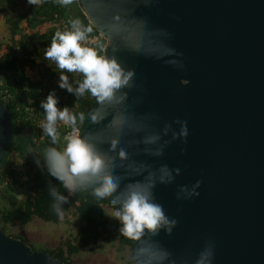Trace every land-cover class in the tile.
Wrapping results in <instances>:
<instances>
[{
  "label": "water",
  "instance_id": "water-1",
  "mask_svg": "<svg viewBox=\"0 0 264 264\" xmlns=\"http://www.w3.org/2000/svg\"><path fill=\"white\" fill-rule=\"evenodd\" d=\"M77 4L105 40L102 55L132 74L125 98L111 106L96 101L85 116L96 113L98 123L85 120L80 135L96 138L101 151L112 140L127 150L129 159L114 169L121 189L164 165L180 169L173 182L157 180L152 189L175 227L133 239L131 261L147 264L166 251L163 264H195L211 241L213 264H264V0ZM176 119L187 122L186 142L169 134L161 141L167 142L163 155L146 151L144 137ZM10 128L0 101V164ZM197 180L199 195L184 198L181 186ZM0 264L64 263L0 229Z\"/></svg>",
  "mask_w": 264,
  "mask_h": 264
},
{
  "label": "trees",
  "instance_id": "trees-1",
  "mask_svg": "<svg viewBox=\"0 0 264 264\" xmlns=\"http://www.w3.org/2000/svg\"><path fill=\"white\" fill-rule=\"evenodd\" d=\"M6 1L0 0V13L4 14L9 26L11 41L4 47L0 45V101L11 128L9 145L0 164V229L5 233L7 225L26 224L33 217L57 222L62 220L64 214H70L76 218V234L57 248L47 250L51 256L64 264H72V255L80 249L117 238L120 249L129 251V260L125 264H135L131 261L134 240L120 232L118 221L113 232L108 227L109 218L103 206L111 205L109 201L98 200L83 188L70 193L43 167L42 158L46 150L49 147L63 150L64 136L73 126L58 121L59 143L54 145L40 128L41 123L46 122L45 113L40 106L41 100L54 89L59 99L58 107L68 106L77 117L81 113L86 115L96 102L91 94L86 93L83 97L76 98L60 88V70L54 62L45 60L44 52L57 31L70 29L73 19H80L85 26L91 24L84 17L77 0H72L69 5H63L59 0H42L36 6L29 4L27 0H15L22 3L23 12H15L11 16L5 14L1 7ZM22 23L25 26L22 27ZM43 26L46 27L42 31L38 30ZM21 29L31 33L16 39L22 32ZM92 29L87 46L96 48L102 55L105 40L99 37L93 27ZM66 74L73 81L83 79L80 73ZM80 125L78 119L75 126ZM38 154L41 156L40 167L35 163ZM52 185L68 198L62 205V214H57L53 209L55 201L49 192ZM31 248L33 252L39 251Z\"/></svg>",
  "mask_w": 264,
  "mask_h": 264
},
{
  "label": "clouds",
  "instance_id": "clouds-1",
  "mask_svg": "<svg viewBox=\"0 0 264 264\" xmlns=\"http://www.w3.org/2000/svg\"><path fill=\"white\" fill-rule=\"evenodd\" d=\"M33 6L39 5L42 0H27ZM63 5H69L72 0H59ZM93 31L91 26H85L80 19H73L70 29L57 31L50 45L44 52L45 60L55 63L60 71L58 86L73 94L76 98L83 97L86 93L95 97L98 105L111 106L120 103L125 97L122 90L128 86L132 74L125 72L114 58L107 54L100 55L96 48L87 46L89 34ZM176 57L181 56L174 49L169 50ZM177 68H182L183 63L179 59L169 61ZM51 66V65H50ZM66 73H80L82 80L73 81ZM59 99L55 90H50L46 98L41 100L40 106L45 113V121L41 123L42 132L46 133L52 143H59L57 122L75 127L77 120L81 124L88 120L93 124L98 123L96 113L87 117L81 113L79 117L68 106L58 107ZM176 125L177 127H173ZM171 134V140L186 142L188 136L187 122L176 119L171 124H166L159 133H151L144 137V144L150 146V151L155 156L163 155L167 142L161 143L164 136ZM129 159V153L124 147H118L115 140L109 142L106 151L97 147L96 138L79 131L67 138L63 150L57 147H49L44 156L43 167L47 173L60 181L70 192L88 186L98 200H111L116 205L112 213L120 224V232L131 239L139 240L146 230L156 233L163 229L171 232L176 225L174 218H169L162 205L154 200L152 189L157 180L160 183H171L180 169H170L166 165L159 169V174L149 173L144 182L129 183L121 189V177L114 169L122 166ZM35 163L41 166V156L38 154ZM201 181H195L190 187L182 185L180 194L184 198L199 195ZM50 195L54 198L53 209L57 214H62V205L67 202V196L60 193L52 185L49 188ZM166 251H160L154 255L147 264H163L167 258ZM214 244L206 242L199 253L195 264H213Z\"/></svg>",
  "mask_w": 264,
  "mask_h": 264
},
{
  "label": "rangeland",
  "instance_id": "rangeland-1",
  "mask_svg": "<svg viewBox=\"0 0 264 264\" xmlns=\"http://www.w3.org/2000/svg\"><path fill=\"white\" fill-rule=\"evenodd\" d=\"M15 2V0H7L1 4V7L5 10L4 13L8 14V16L13 15L15 12L18 14L23 12L22 3L20 1ZM23 26H25L24 23H22ZM46 26L40 27L38 30L42 31ZM30 33L31 31L24 29L15 38L18 39L20 36H26ZM10 41L9 26L5 21L4 14L0 13V45L4 47ZM19 197L21 198L22 196L19 195ZM103 207L109 218L108 227L113 232L117 221L112 218V213L116 209L109 204H104ZM75 222L76 218L70 214H64L62 220L60 219L57 222L44 221L38 217H33L26 224L7 225L5 234L14 236L37 250L50 251L60 246L64 241L74 237L76 234ZM128 257L129 251L120 249L116 238L111 241H100L97 245H93L90 248L80 249L72 255L71 261L72 264H125L126 260H129Z\"/></svg>",
  "mask_w": 264,
  "mask_h": 264
},
{
  "label": "built area",
  "instance_id": "built-area-1",
  "mask_svg": "<svg viewBox=\"0 0 264 264\" xmlns=\"http://www.w3.org/2000/svg\"><path fill=\"white\" fill-rule=\"evenodd\" d=\"M94 39H96V37ZM77 130L79 131V134H80V127H78V126L72 127V128H70V130L67 131V133L64 136L65 143H66V140L68 137L73 136L77 133Z\"/></svg>",
  "mask_w": 264,
  "mask_h": 264
}]
</instances>
